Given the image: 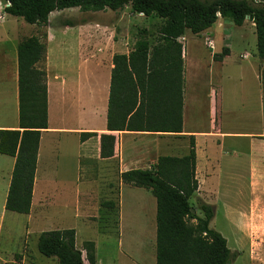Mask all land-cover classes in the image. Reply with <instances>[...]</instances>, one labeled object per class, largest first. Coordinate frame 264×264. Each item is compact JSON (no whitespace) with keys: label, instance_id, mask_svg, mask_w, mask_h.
Returning a JSON list of instances; mask_svg holds the SVG:
<instances>
[{"label":"rangeland","instance_id":"rangeland-1","mask_svg":"<svg viewBox=\"0 0 264 264\" xmlns=\"http://www.w3.org/2000/svg\"><path fill=\"white\" fill-rule=\"evenodd\" d=\"M4 7V2H0V124L12 120L7 113L12 108V91L5 84L13 73L17 46L22 40L31 35H44L45 41L48 31L64 38V50L53 48L50 51L51 66L55 70L56 64H65L66 74L62 76L66 82L78 81L79 91L60 97L62 122L69 128L96 127L100 119L93 121V110L84 109L83 99L89 97L88 93L93 91L96 83L102 82V42L111 41L110 32L102 34V25L112 28L116 42L122 41L130 48L140 29L154 32L161 24L157 17L132 13L129 5L116 12L82 13L76 8L56 11L49 16L47 26L29 25L21 18L6 14ZM65 22L75 26L64 27ZM183 38L190 83L186 88L184 129L209 133L215 147L220 144V133H229L215 151L211 150L209 138L199 139L202 149L208 154L213 153L211 164L215 170L213 176L203 180L204 198H192L190 204L200 216L204 199L206 204L213 206L210 227L226 239L228 248L236 255L231 264H264V195L249 196L243 181L249 171V152L264 150V142L253 144V140L247 138L252 134L264 136L254 79L257 57L254 25L246 19L241 27H236L219 19L208 32L198 36L187 32ZM209 41H214L213 48L208 45ZM225 48L230 55L226 60L223 56L221 62H214L213 55L224 54ZM244 55L249 57L243 58ZM44 63L40 66L45 67ZM258 70L264 98V59H260ZM51 77L56 78L55 75ZM78 97L81 103L77 101ZM53 140L58 141L52 137L44 141L48 144H44L39 171L42 193L35 200L29 217L4 210L1 205L4 185L1 182L0 264H57L55 258L45 257L37 250L39 234L57 229H74L76 247L84 241L94 242L97 264H102V253L108 254L110 261L116 264H152L154 246L145 234L149 196L124 185L119 199L116 195L110 199L115 204L119 201V210L116 212V207L100 210L101 203L106 200L105 189H102V163L87 152L80 153L77 135H62L58 144ZM145 144L132 149L142 162L149 163L152 154ZM182 146L185 148L186 145ZM117 215L123 224L119 235L106 229L107 226L116 227ZM107 232L111 233L105 234ZM118 236L123 241V251L118 247ZM123 252L132 258L125 257Z\"/></svg>","mask_w":264,"mask_h":264},{"label":"trees","instance_id":"trees-1","mask_svg":"<svg viewBox=\"0 0 264 264\" xmlns=\"http://www.w3.org/2000/svg\"><path fill=\"white\" fill-rule=\"evenodd\" d=\"M4 12L29 25L47 26L50 14L76 8L82 13L116 12L125 6L144 17H157L154 32L142 28L129 54L112 58L106 130L181 133L184 90L183 45L187 32L199 35L219 18L241 27L254 24L256 51L264 59V1L256 0H0ZM9 3V5H8ZM65 22L64 27H74ZM43 36L31 35L17 46L18 129H0V154L15 159L4 203L9 212L30 213L41 132L48 128L46 45ZM152 41V42H151ZM214 54L222 61L229 54ZM186 60L187 56L185 55ZM97 136L79 135L80 142ZM100 158L114 155L115 137L101 133ZM194 137L182 157L162 156L152 169H133L120 174L122 183L143 188L156 200L155 264H231L234 255L226 239L210 228L213 208L202 204L196 215L189 200L198 189L195 178ZM113 208V202L102 203ZM38 252L57 264H96L94 242L76 248L74 229L41 232ZM86 262V263H85Z\"/></svg>","mask_w":264,"mask_h":264},{"label":"crops","instance_id":"crops-1","mask_svg":"<svg viewBox=\"0 0 264 264\" xmlns=\"http://www.w3.org/2000/svg\"><path fill=\"white\" fill-rule=\"evenodd\" d=\"M211 29L212 27L205 30L204 32H208ZM109 32L111 35L109 36L111 37L110 38L111 41H107L106 44L102 42V82L96 83L95 88L94 89L92 88L93 91L88 93L89 97L85 100L83 99L84 109L92 108L93 121H97L98 119H100V124L96 127L93 125H90L86 127H77V128H69L67 127V125H65V122L64 123L62 122V108H61V98L60 97L61 96L65 97L67 94L69 95L70 93L71 94L77 93L79 91L78 84H77L78 81L75 83L66 82L67 79H64L62 75L66 74L65 68H67V66L65 64H56L55 70H53L51 66V61H50L51 49L54 48L56 50L57 49L64 50L65 41L62 36L57 35L53 33L52 31H48L46 34V40L44 42L47 48H46L44 65H45V70H46L48 128L42 131L40 135V142H39L38 156H37V166H36V171H35V179H34V186H33V192H32L31 209H30V213L27 214V217H29L31 214V210L33 208V204L35 200H38L40 197L39 196L40 193H42L41 192L42 182H41V176L39 174V171L41 167L40 165L41 160L43 159L42 158L43 150L45 149V146L48 144L47 142L44 143V141H46L47 137L48 138L52 137V139L57 138L59 141V138L62 135H68V134L77 135L78 143L80 147V153L87 152L91 156H93L94 159H97L102 163V174H103L102 175V189H105L104 197L106 198V200L103 201L102 203L113 202L110 199L114 195H116L117 198L119 199L121 188L124 185L133 187V186H130V185H127L121 182L119 178L121 173L125 171H129V170H133V169H142V170L152 169L155 166L157 159L162 156L182 157V156L187 155L189 152V140H190V137L193 136L194 141H195V151H196L195 178L198 181V189L191 196L190 200L192 198H196L199 196L204 198L203 180H205L207 177L213 176L214 174L215 168L213 167V164H211L212 162L211 160L214 155L213 153L208 154V152H206L205 149H202L199 139L209 138L212 143V147H211L212 149L211 148L210 149L211 150L214 149L215 151L217 148H219V145L221 144V140L225 139L226 136L229 135V133H226V131L225 133H220V136H221L220 144L217 147H215L213 138L210 137L209 133L196 132L193 129H189V130L184 129V110L186 108V101H187L186 88H187V85L190 84L188 82L189 80V77H188L189 70H188V63H187L188 60H186V57L184 55V49H183V54H182L183 62H185L184 64L183 107H182V132L181 133H148V132H128V131L109 132L106 130V113H107V101H108V95H109L111 71L114 68L112 58L116 54H124V55L129 54V52L133 50L135 42L137 41L135 40L130 46V48H128L124 46L125 44L121 43L122 41L116 42L114 38L115 36L112 32V28H110L107 25H102V34L104 33L107 35ZM195 36H198V35H195ZM183 37L179 38L178 40L182 45H183L182 39H184ZM213 43L214 41H212V45ZM225 46L230 47L229 45H225ZM214 49H215V45H214ZM230 53H231V49H230ZM229 55L230 54H228L225 57V60ZM255 56H257V51H256ZM246 57H249V56L248 55L243 56V58H246ZM255 59H256V63H255L254 79L256 82V94L259 97V107H260L261 117L263 118V122H264V98H263L262 87H261V75H260V71L258 70V63L260 59L258 56ZM52 75H55L56 78L53 79L51 77ZM5 85L8 86L9 89L12 91V108H10L9 111L7 112L8 114L12 116V120L10 122H4L3 124H0V129H18L17 57L14 60L13 73L10 77H8V79H6ZM239 85H237V87H240ZM214 98H215V95H214ZM219 99H220V105L222 109L221 102L223 98L221 100V90L219 91ZM78 100H79V103L82 102L79 97L77 101ZM214 104H215V100L211 106L212 114L214 113V109H215ZM64 111H65V108H64ZM64 115H66V112L64 113ZM84 132H93V133H96L97 136L92 137L84 142H80L79 135ZM101 133L112 134L115 137L114 155L107 159H101L99 155V152H100L99 136ZM247 138L252 139L253 144L255 143V141L264 142V136H261V134H258V135L252 134V135H249ZM181 139H183L182 142L180 141ZM58 141L53 140V143L58 144L59 143ZM143 143H146L145 145L148 146V148H150V153L152 154V159L149 163L142 162V160L139 159V156L136 155L135 149H132L134 146L143 145ZM182 144L186 145L185 148L182 146ZM130 153H132L131 157L128 156V154ZM209 155L211 158L209 157ZM81 158H83V156ZM14 161L15 159L13 157L0 154V186H1V182H3V185H4V187L2 188V199H1V205L3 207H4V203H5V199H6L10 179H11V173H12ZM124 162H126V164H124ZM247 163H248L249 171H248V175L246 179L244 178L243 181L246 182L247 184L249 196L256 195V194L263 196L264 195V150L253 149L252 151H250L247 156ZM37 181H40L39 182L40 184L39 192H37ZM133 188L143 193H146L149 196L148 206H147L148 209L146 210V215H145V217H147L148 227L147 228L145 227L147 229L145 234L147 238L151 240L152 246H154V250L152 249L153 253L151 257H152V264H155L156 200L153 197V195L150 193V191L143 189V188H138V187H133ZM102 203L100 206V210L102 209L113 210L116 207V212H117V210H119V207H120L119 201H117V204L113 202L114 203L113 208L103 207ZM203 204L209 205V204H206L205 199H204ZM209 206L213 208L212 205H209ZM249 207H250V200L248 203V210H249ZM108 213L112 214L111 211H109ZM196 215L200 216L199 214H196ZM109 216L110 215H108V217ZM117 216H118L117 222L115 224L116 227L108 228L107 226L106 229L114 230L113 233H117L119 235L120 229L123 224H122L121 217L119 218V215ZM109 233L111 232H107L105 234H109ZM104 238L107 239L106 236ZM84 242H87V241H84ZM83 243L80 247H76V248L82 251V255L84 258L85 253L83 251ZM94 246H95V258H96V264H97V257H96L97 245L94 243ZM118 247L120 248L121 251L124 250L123 241L120 239L119 236H118ZM122 255H124L125 257H128V259L132 258V257H129L124 252L122 253ZM102 256H103L102 264H116L115 261L113 262L110 261V256L108 254L102 253Z\"/></svg>","mask_w":264,"mask_h":264},{"label":"built area","instance_id":"built-area-1","mask_svg":"<svg viewBox=\"0 0 264 264\" xmlns=\"http://www.w3.org/2000/svg\"><path fill=\"white\" fill-rule=\"evenodd\" d=\"M208 45L212 47V46H213V45H212V41H209V42H208Z\"/></svg>","mask_w":264,"mask_h":264},{"label":"water","instance_id":"water-1","mask_svg":"<svg viewBox=\"0 0 264 264\" xmlns=\"http://www.w3.org/2000/svg\"><path fill=\"white\" fill-rule=\"evenodd\" d=\"M8 5H9V3H8Z\"/></svg>","mask_w":264,"mask_h":264}]
</instances>
